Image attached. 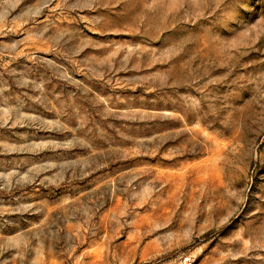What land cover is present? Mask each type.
Here are the masks:
<instances>
[{
  "label": "rangeland",
  "instance_id": "1",
  "mask_svg": "<svg viewBox=\"0 0 264 264\" xmlns=\"http://www.w3.org/2000/svg\"><path fill=\"white\" fill-rule=\"evenodd\" d=\"M0 264H264V0H0Z\"/></svg>",
  "mask_w": 264,
  "mask_h": 264
}]
</instances>
